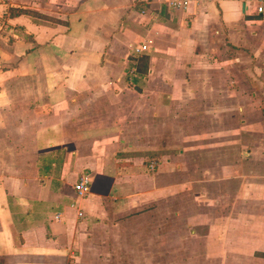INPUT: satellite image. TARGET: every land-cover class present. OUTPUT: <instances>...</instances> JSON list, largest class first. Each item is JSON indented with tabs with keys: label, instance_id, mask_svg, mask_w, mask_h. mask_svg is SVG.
<instances>
[{
	"label": "crops",
	"instance_id": "1",
	"mask_svg": "<svg viewBox=\"0 0 264 264\" xmlns=\"http://www.w3.org/2000/svg\"><path fill=\"white\" fill-rule=\"evenodd\" d=\"M172 1L0 0V264H264V15Z\"/></svg>",
	"mask_w": 264,
	"mask_h": 264
},
{
	"label": "built area",
	"instance_id": "2",
	"mask_svg": "<svg viewBox=\"0 0 264 264\" xmlns=\"http://www.w3.org/2000/svg\"><path fill=\"white\" fill-rule=\"evenodd\" d=\"M195 0H173L170 2V6L175 9H186L188 5ZM197 1V0H196ZM257 12L261 15H264V0H257ZM150 51V47L146 44L141 45L139 47H135L133 49V55L134 56H141L144 53H147ZM137 77V68L136 66H133L130 68L129 71V79L130 82H132L133 78ZM156 163H152L150 168L154 169ZM75 190L77 192V195L79 197H85L90 192V179L89 176L84 175L81 176L79 179V182L75 186Z\"/></svg>",
	"mask_w": 264,
	"mask_h": 264
}]
</instances>
